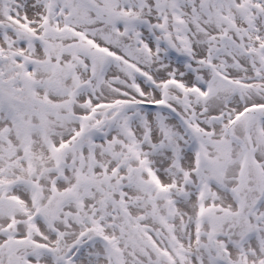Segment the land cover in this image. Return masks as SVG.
I'll list each match as a JSON object with an SVG mask.
<instances>
[{"label":"snow or ice","instance_id":"6c2138e0","mask_svg":"<svg viewBox=\"0 0 264 264\" xmlns=\"http://www.w3.org/2000/svg\"><path fill=\"white\" fill-rule=\"evenodd\" d=\"M0 264H264V0H0Z\"/></svg>","mask_w":264,"mask_h":264}]
</instances>
